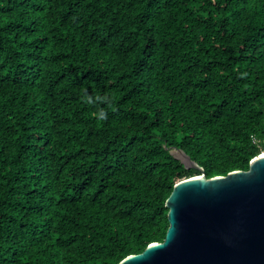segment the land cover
Wrapping results in <instances>:
<instances>
[{
  "label": "trees",
  "instance_id": "trees-1",
  "mask_svg": "<svg viewBox=\"0 0 264 264\" xmlns=\"http://www.w3.org/2000/svg\"><path fill=\"white\" fill-rule=\"evenodd\" d=\"M264 152V0H0V264H117L173 183Z\"/></svg>",
  "mask_w": 264,
  "mask_h": 264
},
{
  "label": "water",
  "instance_id": "water-1",
  "mask_svg": "<svg viewBox=\"0 0 264 264\" xmlns=\"http://www.w3.org/2000/svg\"><path fill=\"white\" fill-rule=\"evenodd\" d=\"M170 153L201 173L172 184L163 240L117 264H264V152L211 177L183 150Z\"/></svg>",
  "mask_w": 264,
  "mask_h": 264
}]
</instances>
